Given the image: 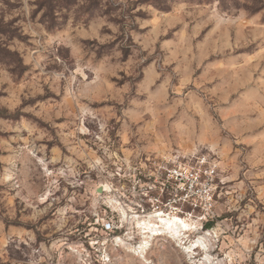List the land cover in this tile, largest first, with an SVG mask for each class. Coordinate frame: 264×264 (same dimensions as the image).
<instances>
[{"label":"rangeland","instance_id":"rangeland-1","mask_svg":"<svg viewBox=\"0 0 264 264\" xmlns=\"http://www.w3.org/2000/svg\"><path fill=\"white\" fill-rule=\"evenodd\" d=\"M0 264H264V0H0Z\"/></svg>","mask_w":264,"mask_h":264},{"label":"built area","instance_id":"built-area-1","mask_svg":"<svg viewBox=\"0 0 264 264\" xmlns=\"http://www.w3.org/2000/svg\"><path fill=\"white\" fill-rule=\"evenodd\" d=\"M195 171L196 170H192L189 173L191 178H193V180H194L193 183H190L189 181L183 180V178H181L182 176L180 173L179 174L177 173L176 174L177 176H172L170 178L173 194L170 196V198L168 200H172L175 197L178 198L181 196H185V199H186L185 201H189V199L193 198L192 193L194 191H197L198 187L201 188L205 182V180H204L205 178H203L201 176V173L196 174ZM194 175H195V178H194ZM188 191H190V193H191L190 196H189V194H187Z\"/></svg>","mask_w":264,"mask_h":264},{"label":"bare ground","instance_id":"bare-ground-1","mask_svg":"<svg viewBox=\"0 0 264 264\" xmlns=\"http://www.w3.org/2000/svg\"><path fill=\"white\" fill-rule=\"evenodd\" d=\"M174 222H175V219H172V220H170V221H167V222H162V225L164 226V228L166 229V231H168V233H171V234H173L174 232H176V229L173 227V225H174ZM182 224V223H181ZM182 226H183V224H182ZM163 228V229H164ZM185 228V227H184ZM164 231V230H163ZM161 232V231H160ZM151 235L152 236H157V235H159L158 234V230L157 229H152L151 230Z\"/></svg>","mask_w":264,"mask_h":264},{"label":"trees","instance_id":"trees-1","mask_svg":"<svg viewBox=\"0 0 264 264\" xmlns=\"http://www.w3.org/2000/svg\"><path fill=\"white\" fill-rule=\"evenodd\" d=\"M167 192H169V193H168V195H169L168 197L170 198L171 194H173V190H172L171 185H170V191L168 190ZM208 227H210V226H208Z\"/></svg>","mask_w":264,"mask_h":264},{"label":"water","instance_id":"water-1","mask_svg":"<svg viewBox=\"0 0 264 264\" xmlns=\"http://www.w3.org/2000/svg\"><path fill=\"white\" fill-rule=\"evenodd\" d=\"M96 192H97L98 194L103 193V187H102V188H98Z\"/></svg>","mask_w":264,"mask_h":264}]
</instances>
